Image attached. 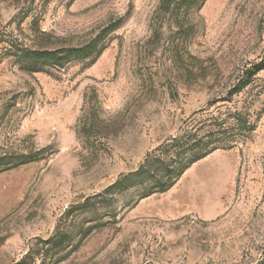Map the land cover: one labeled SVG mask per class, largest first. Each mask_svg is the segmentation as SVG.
Returning <instances> with one entry per match:
<instances>
[{"label": "rangeland", "instance_id": "1", "mask_svg": "<svg viewBox=\"0 0 264 264\" xmlns=\"http://www.w3.org/2000/svg\"><path fill=\"white\" fill-rule=\"evenodd\" d=\"M183 2L0 0V155L43 156L0 171V264L27 255L25 264L264 258V70L230 95L264 59V0ZM96 36L106 48L90 65L30 72L14 55L16 46H81ZM228 108L256 123L246 140L199 160L166 192L121 194L110 221L100 203L67 216L195 113L224 117ZM59 227L78 246L46 252Z\"/></svg>", "mask_w": 264, "mask_h": 264}, {"label": "trees", "instance_id": "2", "mask_svg": "<svg viewBox=\"0 0 264 264\" xmlns=\"http://www.w3.org/2000/svg\"><path fill=\"white\" fill-rule=\"evenodd\" d=\"M200 0H184L183 7L190 8L199 3ZM15 48V44H11ZM106 45L102 36H96L81 46H69L58 48H31L29 46H16V55L21 67L30 72H48L51 68L62 69L75 62H86L93 64L101 56ZM264 70V59L253 63L243 73L239 83L231 90L230 95L238 94L251 85L257 75ZM199 113V114H198ZM195 113L190 118L180 134L172 136L149 151L139 167L131 172L123 173L112 184L103 191L87 197L84 202L67 211V216L75 213H88L92 210H99L96 203L104 210L105 217L110 221L116 217L117 208L113 206L118 196L131 190H139L138 201L147 198L155 193H163L171 189L183 174L196 162L207 157L218 149H229L237 146L241 141L246 140L250 133L256 129V123L250 120L240 110L228 108L224 117L220 114L209 112L207 109ZM39 151L28 154L0 155V171H4L18 165L41 159ZM98 201L92 202V199ZM94 218L91 220H98ZM106 221V222H107ZM93 231L89 224L84 230V237ZM74 234L69 230L63 231L58 228L55 235L45 240L49 249H56L60 252L73 243ZM72 244V247H77ZM44 255V254H43ZM28 255L23 257L17 264H25ZM42 264H46V256H43ZM54 264V263H53ZM256 264H264V258Z\"/></svg>", "mask_w": 264, "mask_h": 264}]
</instances>
